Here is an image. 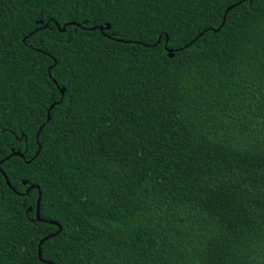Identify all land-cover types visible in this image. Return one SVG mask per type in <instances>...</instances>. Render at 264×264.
Masks as SVG:
<instances>
[{
    "label": "trees",
    "instance_id": "obj_1",
    "mask_svg": "<svg viewBox=\"0 0 264 264\" xmlns=\"http://www.w3.org/2000/svg\"><path fill=\"white\" fill-rule=\"evenodd\" d=\"M1 160L0 264H264V0H0Z\"/></svg>",
    "mask_w": 264,
    "mask_h": 264
},
{
    "label": "water",
    "instance_id": "obj_2",
    "mask_svg": "<svg viewBox=\"0 0 264 264\" xmlns=\"http://www.w3.org/2000/svg\"><path fill=\"white\" fill-rule=\"evenodd\" d=\"M234 6H235V5H232V6H229V7L226 8L221 25H222L223 22H224L226 12H227L230 8H232V7H234ZM42 22H43V20L41 19V20H40V23H42ZM70 24H76V23H75V22H70ZM77 24L80 25L79 23H77ZM48 25H49V22H47V23L44 24L45 27H47ZM57 26L59 27V29H60L61 31H65L67 25L65 24V25H63V26H60V25H58V23H57ZM95 28H96V26H93V27H92V29H95ZM99 28H100L102 31H104L105 29H110V28H111V24H110V23H107L106 25H100ZM218 29H219V27H218V28H215L214 30L216 31V30H218ZM195 39H196V38H194V39H193L192 41H190L188 44H191ZM167 40H168V36H167ZM181 48H182V47H181ZM168 53H169V55H170L171 57H173L174 54H175V51H173V49L169 48V49H168ZM53 80H54L55 83H57V79L53 78ZM60 90H61V94H62V98H63L66 89H65V87H60ZM61 101H62V99H60V100H58V101H54V102L50 105V107H49V109H48V118H47V122H50V121H51V110H52V108H54L57 104H60ZM43 127H44V125L40 128V130H39V132H38V134H37V139H39L40 132H41V130L43 129ZM40 150H41V145H39V151H40ZM39 151L36 153L35 157L38 156ZM14 155L19 156V157H21V158H24V154H23L21 151H14V152H12L11 156H14ZM8 158H9V157H8ZM8 158H6V159H8ZM3 162H4V160H1V161H0V164L3 163ZM26 162H27V163H30L31 160H27ZM1 171H2V173H3V175H4V177H5L6 184H7L10 188H12V184H11V182H10V180H9V178H8V176H7V174H6L3 170H1ZM34 188H38V189H39V197H38V199H37L36 218H35V219H36L37 221H39V222H45V220H43L42 217H41V190H40V188H39L38 186L31 185V186L29 187V189L27 190V192H29L31 189H34ZM14 191L17 192L15 189H14ZM29 210L32 211L33 208L31 207V208H29ZM47 222L59 226V231L56 232V233H54V234L47 235L46 237H44V238L40 241V244H39V252H38V254H39V259H40L42 262L47 263V264H55V263H53V262H51V261H46V260L43 259V257H42V250H41V247H42V245H43L47 240H49V239H51L52 237L56 236V235L62 230V227H61L58 223H56V222H53V221H47Z\"/></svg>",
    "mask_w": 264,
    "mask_h": 264
}]
</instances>
